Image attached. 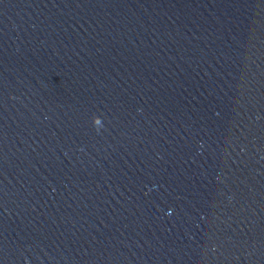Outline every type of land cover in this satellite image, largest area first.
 I'll list each match as a JSON object with an SVG mask.
<instances>
[{
    "label": "water",
    "instance_id": "95a60500",
    "mask_svg": "<svg viewBox=\"0 0 264 264\" xmlns=\"http://www.w3.org/2000/svg\"><path fill=\"white\" fill-rule=\"evenodd\" d=\"M0 264H264V209L107 0H0Z\"/></svg>",
    "mask_w": 264,
    "mask_h": 264
}]
</instances>
